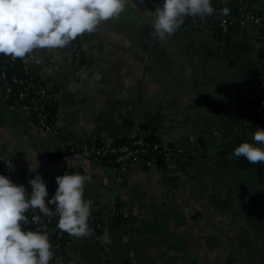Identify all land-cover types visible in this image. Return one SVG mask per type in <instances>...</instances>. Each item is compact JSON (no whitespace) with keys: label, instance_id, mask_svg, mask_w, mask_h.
I'll list each match as a JSON object with an SVG mask.
<instances>
[{"label":"crops","instance_id":"0c3cea01","mask_svg":"<svg viewBox=\"0 0 264 264\" xmlns=\"http://www.w3.org/2000/svg\"><path fill=\"white\" fill-rule=\"evenodd\" d=\"M262 2L249 0L255 10ZM154 19L127 0L119 17L77 37L78 55L70 46L30 54L32 73L55 103L47 128L11 98L0 54V159L27 191L37 174L47 190L57 176L90 177L84 199L93 202V232L65 233L63 246L78 264H117L114 256L125 264H264V172L256 178L252 164L233 155L264 129L254 89L259 27L213 35L182 25L159 41ZM139 133L174 152L152 169L138 163L122 171L117 201L129 217L110 220L113 178L81 149Z\"/></svg>","mask_w":264,"mask_h":264},{"label":"clouds","instance_id":"9594fccd","mask_svg":"<svg viewBox=\"0 0 264 264\" xmlns=\"http://www.w3.org/2000/svg\"><path fill=\"white\" fill-rule=\"evenodd\" d=\"M126 4L127 0H0V54L22 59L37 49L66 48L77 37L95 32L101 22L119 17ZM213 13L211 0H163L155 9L151 35L163 41L181 28L186 17ZM252 140L256 143H240L233 155L249 164L264 163V129L255 131ZM88 182L90 177L79 173L57 176L55 194L47 199V185L40 175L28 181L30 195L23 185L0 175V264H50L54 259L46 231L24 230L25 225L40 221L36 214L30 220L29 212L58 216L62 233L89 237L93 202L84 199ZM49 205H55L54 210Z\"/></svg>","mask_w":264,"mask_h":264},{"label":"built area","instance_id":"2783aa9c","mask_svg":"<svg viewBox=\"0 0 264 264\" xmlns=\"http://www.w3.org/2000/svg\"><path fill=\"white\" fill-rule=\"evenodd\" d=\"M132 3L137 5H143L149 9V11L155 15V9L159 6H162L163 0H143V3H140V0H130ZM238 4V10L241 12L243 10V5L241 0H237ZM242 20L240 21V27L246 25V24H254L258 27H260L264 22V11H263V17H257L252 14H245L242 15ZM189 18L186 17L184 21ZM233 19L224 20L220 23V27L223 34L227 33L228 25L232 23ZM207 17L200 18L196 17L195 19L191 20L186 26L192 30H208L211 32L210 25L208 24ZM72 50L75 51V53L78 55V47L75 49L73 46H70ZM2 58L7 60V62L11 59L10 56H4L1 54ZM31 56L30 54L26 55V57L23 60V71L26 74H29L32 72L31 70ZM264 64H261L259 72L255 76L254 80V89L255 91L262 97V101L264 103ZM2 78H5L4 72H2ZM25 92H21L18 96V101H23L25 97ZM39 95L42 99L48 100L50 98V95L48 94V90L46 89H39ZM29 110H32L37 113V122L39 126L42 128H47L45 116L41 112V108L36 101L31 99L29 101V104L26 105ZM144 134L139 133L134 141H132L130 144H124V145H84L81 149V155L87 158H90L94 162L97 163H106V166L104 167L105 171L109 176L113 178L114 187L111 192L110 196V208H109V214L108 217L110 220L119 219V220H126L129 217V211L126 206L120 205L117 201V190L121 182L122 178V171L125 169L141 163L146 169H152L154 167H157V159L155 158L154 154L156 152H162V158L163 163H166L170 156L173 154L174 149L168 148L161 143L159 144H151L146 141H144L143 136ZM180 152V151H179ZM148 157V158H147ZM62 159H66L65 156L62 157ZM1 169L4 171V175L7 176L13 183L16 184L14 180L13 173L10 169V164L6 160H1ZM70 175V174H68ZM57 188V185L54 187L48 189V198L51 199L52 196L55 194V190ZM29 195L31 194V190L27 191ZM47 202V201H46ZM52 210H54L55 207L49 206ZM33 214L40 216V221L38 225L30 231H46L49 235L50 242L52 244V248L55 252V255H58L62 258L63 264H78L73 260H68L66 257H64L63 254V247L60 244V239L63 237V233L58 229L57 222L53 227H49L51 223V219L56 216L52 217H46L42 213H39L38 210H36L35 213H26V215L31 220V217ZM27 225L24 226V229ZM27 231V230H26Z\"/></svg>","mask_w":264,"mask_h":264},{"label":"trees","instance_id":"16d2710c","mask_svg":"<svg viewBox=\"0 0 264 264\" xmlns=\"http://www.w3.org/2000/svg\"><path fill=\"white\" fill-rule=\"evenodd\" d=\"M243 5V10L240 12L238 10V4L237 0H215L212 1V7L214 8V13L211 16H208V24L210 25L211 32L213 35H225L222 33L220 23L224 20L233 19L232 23L228 25L227 33L230 32L233 29H237L240 27V21L242 20V15L245 14H252L257 17H263V11H264V0L262 2L261 9L255 10L253 9L252 5L249 3V0H241ZM227 8L228 12L225 13L223 10ZM195 18L189 17L187 18L183 25H187L191 20ZM260 31V38L259 42L261 44V50L259 52V57L262 60V64H264V22L259 27ZM226 33V34H227ZM69 46H73L75 49L78 47L77 39L72 41ZM23 60L24 58H16L11 59L7 62V60L3 59L1 60L2 65L4 67V74H5V82L7 84V87L10 91V95L12 99L18 100V96L21 92H25V97L23 101H19L25 106L29 104V101L33 99L37 102V104L42 107L41 112L45 116L46 126H50L53 122V109L55 106L54 100L52 95L48 92L50 95V98L48 100L42 99L39 95V89H46L45 85L41 82L40 78L37 77L34 73L30 72L29 74H26L23 71ZM264 76V73H263ZM47 90V89H46ZM33 117L37 121V113L30 110ZM251 117V116H250ZM144 141L151 143V144H159V142L154 139L152 136L143 135ZM135 137L130 140L122 139L117 141L114 145H124V144H130L132 141H134ZM57 156H62L63 153L61 151H58L56 154ZM155 158L157 159V164L161 165L163 163L162 158V152H156L154 154ZM148 158V157H147ZM102 167L106 166V163L102 162L100 163ZM0 175H4V171L1 169V162H0ZM51 207H55V205H49ZM58 219V216L53 217L51 219V223L49 227H53L56 224V221ZM119 219H114V221H118ZM38 223L31 224L29 223L25 227V231H30V229L36 227ZM65 233H63V237L60 239V244L62 247L65 244Z\"/></svg>","mask_w":264,"mask_h":264},{"label":"water","instance_id":"95a60500","mask_svg":"<svg viewBox=\"0 0 264 264\" xmlns=\"http://www.w3.org/2000/svg\"><path fill=\"white\" fill-rule=\"evenodd\" d=\"M247 170L251 172L252 175H254L256 178H260L262 173L264 172V163L251 165L247 167ZM115 261L117 264H125L120 258L114 256ZM257 260V259H256Z\"/></svg>","mask_w":264,"mask_h":264}]
</instances>
